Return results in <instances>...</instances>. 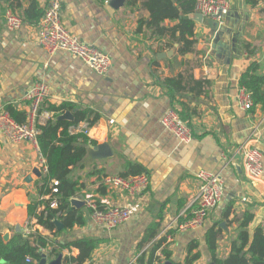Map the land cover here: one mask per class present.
Wrapping results in <instances>:
<instances>
[{
	"label": "crops",
	"instance_id": "1",
	"mask_svg": "<svg viewBox=\"0 0 264 264\" xmlns=\"http://www.w3.org/2000/svg\"><path fill=\"white\" fill-rule=\"evenodd\" d=\"M11 1L14 10L9 0H0V111L10 116L12 112L16 120L24 122L28 111L24 96L34 82H42L48 88V98L39 112V125L47 122L43 113L48 106L68 103L97 113L100 118L90 129V141L95 145L87 147L85 157L69 174L76 186L75 199L92 197L102 208L119 206L131 213L127 222L105 232L89 221L83 204L74 206L85 219L83 226L51 232L34 220L36 232L52 247L77 239L100 240L83 264H128L139 254L145 230L159 224L158 237L171 226L197 192L195 175L206 171L221 178V201L202 228L186 233L168 231L169 262L181 263L189 242L196 240L200 253L196 264H211L205 234L213 226L219 229L216 254L226 258L246 215L251 216L246 230L252 239L264 218V180L248 181L244 177L238 150L243 146L258 149L264 166V106L241 110L236 94L240 77L252 62L264 76V0H255V4L230 0L218 44H214V32L206 21L195 22L196 53L185 56L177 55V44L167 47L168 39L149 38L144 28L137 32L138 20L148 17L141 6L144 0H136L133 7H127L125 0L114 12H108L105 0H62L61 21L69 33L110 57L111 68L105 76L96 75L65 52L45 53L36 43L38 23L22 22L18 30L9 31L4 21L7 10L19 16L33 2ZM34 1L44 11L46 0ZM171 50V56L157 58ZM155 62L156 74L162 78L179 80L190 75L193 81L209 82L205 93L191 90L186 94L189 99L193 95L189 109L195 112L189 121L193 137L187 144L180 143L160 124L170 108L179 110L181 106L172 105L168 90L155 83ZM75 128L69 132L76 134ZM105 143L112 155L92 158L91 147ZM41 158L38 145L10 144L0 134V235L8 236L5 242L24 233L27 206L38 198L42 181ZM128 166L139 168L149 179L147 191L140 196H128L102 183L106 176H132ZM47 253L48 263L55 258ZM60 254L62 264H68L63 263L64 257L76 258L79 251L72 248ZM37 263L33 260L30 264Z\"/></svg>",
	"mask_w": 264,
	"mask_h": 264
},
{
	"label": "trees",
	"instance_id": "2",
	"mask_svg": "<svg viewBox=\"0 0 264 264\" xmlns=\"http://www.w3.org/2000/svg\"><path fill=\"white\" fill-rule=\"evenodd\" d=\"M248 2L255 4V0H248ZM135 4L136 0H126L127 7H133ZM195 4L196 0H144L141 6L148 12V17L138 20L137 32L140 33L144 28L149 38L168 39L167 47L171 48L177 44L178 56L196 53L195 21L191 19V16L195 14ZM9 7L14 8L11 0H9ZM42 15L43 11L37 7L34 0L28 11L19 13L22 22L28 24L38 23ZM244 49H248V46H244ZM248 53L251 54L252 51L249 50ZM152 66L155 83L168 90L172 105L176 103L181 106L179 110L177 109L180 118L189 125L190 117L195 112L189 109L190 103L193 102V95L189 99L186 94L194 90L197 94L205 93L209 82L193 81L190 75L181 76L179 80L162 78L156 74L158 63L155 62ZM258 68V64L252 62L241 75L239 86L244 87L251 94L253 106H264V76L258 74ZM45 111L51 116L45 124L37 125L39 130L37 145L45 160L47 172L41 175V185L37 190L38 198L28 204L27 215L28 218L34 219L37 225L48 231L57 232L56 222L60 223L63 229L71 230L74 227L83 226L85 219L74 206H71V200L76 196V186L69 179V174L72 167L81 163L86 155L87 147L95 145V142L82 134H71L69 129L83 122H88L92 126L100 117L92 110L78 108L68 103L48 106ZM10 113L15 121L23 122L16 120L14 114ZM65 113H70L72 119H60V116ZM128 170L132 176L142 174V171L134 166H128ZM53 182H57V185L53 186ZM52 189H56L57 192L54 193ZM54 200L57 202V207L52 209L49 205ZM250 218L249 215L244 217L240 231L231 244L230 254L226 258H219L216 254L219 229L213 226L206 232L205 241L211 264H264V235L257 227L250 240L246 230ZM158 231L159 224H153L145 230L139 247L140 251L146 244L153 240L155 242L151 245L148 255L141 254L136 264H152L154 254L159 248L162 249L165 261H170L171 252L166 247V238L157 237ZM99 243H101L100 240L95 239H77L50 248L52 247L50 242L38 232L32 237L17 233L8 242H5L0 235V262L27 264L25 263L26 257L39 262L42 257L39 249L50 248L48 255L50 258H56L63 250L71 251L74 248L79 251V255L76 258L66 256L63 263L83 264L90 259L91 253ZM199 259L198 242L193 240L187 246L185 259L178 264H196Z\"/></svg>",
	"mask_w": 264,
	"mask_h": 264
},
{
	"label": "built area",
	"instance_id": "3",
	"mask_svg": "<svg viewBox=\"0 0 264 264\" xmlns=\"http://www.w3.org/2000/svg\"><path fill=\"white\" fill-rule=\"evenodd\" d=\"M108 3V0L105 3ZM62 0H46V6L43 15L38 22V31L36 43L48 55L55 52H65L71 57L79 59L83 64L90 68L96 75L105 76L111 68V59L103 53L80 41L77 37L69 33L61 21ZM230 12V0H196L195 13L202 16L203 19H211L217 22L219 26L224 24L225 18ZM5 26L9 31H16L22 25L21 18L7 10L4 15ZM48 98V88L42 82H34L24 96L28 103V111L23 123L15 121L6 111H0V134L7 143L20 144L30 142L37 146V136L39 130V112ZM236 104L239 109L249 111L253 107L251 94L239 86L236 94ZM43 116L49 120L51 114L44 112ZM109 124H113L110 120ZM162 128L172 133L175 138L183 144L192 140V131L187 122L182 121L176 108H170L161 118ZM91 125L83 122L76 126V134H82L91 140ZM239 165L244 177L248 181L264 180V166L262 164V154L256 148L243 146L238 150ZM42 170L45 174L47 167L45 160L41 158ZM197 192L189 198L180 211L178 217L171 226L165 228L158 237L170 239L168 231L174 229L176 232L186 233L194 232L204 226L210 214L215 210L223 196V183L218 174H212L206 171H200L196 175ZM103 185L107 188L119 190L131 197H137L145 193L149 187V179L144 174L130 177L106 176L103 178ZM53 186L57 182L52 183ZM54 193L56 189H52ZM88 210L89 221L97 228L110 232L118 226L124 224L130 219L131 213L128 208L111 206L102 208L92 197L83 198ZM54 209L57 202L54 200L49 205ZM34 219L28 218L25 222L24 234L26 237H32L37 233L33 225ZM264 235V218L258 225ZM155 240L146 244V246L137 254L128 264H136L141 254L148 255L151 245ZM53 248V247H50ZM49 249H39L42 254L49 253ZM47 253V254H48ZM27 264L33 263L31 258H26ZM165 258L162 249L159 248L154 254L152 264H164Z\"/></svg>",
	"mask_w": 264,
	"mask_h": 264
},
{
	"label": "water",
	"instance_id": "4",
	"mask_svg": "<svg viewBox=\"0 0 264 264\" xmlns=\"http://www.w3.org/2000/svg\"><path fill=\"white\" fill-rule=\"evenodd\" d=\"M124 2L125 0H109L108 1V12H114L116 10H118L119 8H121L122 6H124ZM227 18V17H226ZM225 18V19H226ZM191 19L194 20L195 22L201 23V22H205L210 26V28L212 29V31L214 32V44H218L219 42V36L222 33V30L225 29V26H219V24L217 22H214L211 19H203L201 15L199 14H193L191 16ZM232 47H234V40L232 39ZM235 50H233L234 52ZM173 50L169 51L168 53H161L158 54L157 58L159 57H166L171 56L173 54ZM60 119H64V120H71L72 116L70 113H65L62 116H60ZM92 158L94 159H105L107 157H110L112 155V152L109 148V146L105 143V144H100V145H96V146H92L91 147V152H90ZM84 203L82 201H79L77 199H72L71 200V205L73 206H82ZM56 226L58 230L62 229V225L58 222H56ZM223 225H221L222 227ZM4 241H7L8 236L5 235L3 236ZM63 261V256L62 254H59L54 260L50 261L47 263L46 261V255L42 254L41 260L37 263V264H62ZM164 264H171V262L166 261Z\"/></svg>",
	"mask_w": 264,
	"mask_h": 264
}]
</instances>
